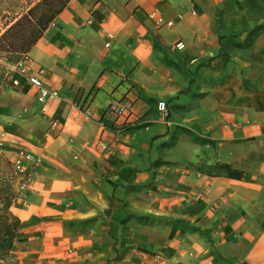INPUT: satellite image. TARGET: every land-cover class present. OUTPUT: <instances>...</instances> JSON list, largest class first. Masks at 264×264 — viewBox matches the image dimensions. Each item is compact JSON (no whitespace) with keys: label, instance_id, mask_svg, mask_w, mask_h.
Masks as SVG:
<instances>
[{"label":"crops","instance_id":"crops-1","mask_svg":"<svg viewBox=\"0 0 264 264\" xmlns=\"http://www.w3.org/2000/svg\"><path fill=\"white\" fill-rule=\"evenodd\" d=\"M247 1L70 0L24 56L96 115L29 87L0 96L20 110L16 153L42 158L0 264H264V15L242 25ZM127 100L120 132L103 114Z\"/></svg>","mask_w":264,"mask_h":264},{"label":"rangeland","instance_id":"rangeland-1","mask_svg":"<svg viewBox=\"0 0 264 264\" xmlns=\"http://www.w3.org/2000/svg\"><path fill=\"white\" fill-rule=\"evenodd\" d=\"M42 2L43 0H0V38L4 37L8 30L27 16L31 10L38 8ZM263 2L264 0L247 1L251 10H248V15L242 19V25L248 27L258 21L260 16L264 15ZM22 28H19L11 35L5 43L10 44L12 38L21 33ZM17 42L20 44V38ZM3 45L1 44L0 46V96L5 92L14 94V92L20 90L12 87L9 78L14 64L24 58V54L13 52L11 49L3 47ZM13 107L15 106H0V217H2V221L11 225L15 224V220L18 219L13 214L11 207L16 202V197L20 192L18 186L19 178L13 168L12 160L17 150V146L14 143L15 138L13 137H19L17 133L20 131L18 119L15 118L21 116V114L20 110L13 109ZM2 132H5L7 137H2ZM11 202L12 205H10ZM3 236L4 228L3 225H0V238L6 239ZM14 243L15 240L9 253H6V250L2 248L0 243V261L7 260L11 255Z\"/></svg>","mask_w":264,"mask_h":264},{"label":"built area","instance_id":"built-area-1","mask_svg":"<svg viewBox=\"0 0 264 264\" xmlns=\"http://www.w3.org/2000/svg\"><path fill=\"white\" fill-rule=\"evenodd\" d=\"M150 18L155 20L156 24L159 27H173L174 23L171 21H166L162 16L157 14H151ZM54 26V22L50 24ZM112 39L113 36H110ZM106 47H110V43L106 44ZM175 48L179 51L185 49V44L183 42H177ZM27 57L24 56V59L20 62L14 64L12 68V72L10 74V84L15 89L24 90L26 88L35 89L36 99L41 103H47L50 99H58L62 102L69 104L73 110L78 111L79 114L83 115L85 118L91 120L96 115V111L91 108V106L87 108H79V106L75 102H70L67 98L61 97L57 91L50 90L45 87L43 78L46 75L44 69H33L29 64L26 63ZM158 110L164 119L169 118V110L166 102L160 101L158 103ZM105 117L111 119V121L115 124V127L118 131L122 132L130 123L133 122L135 117V112L133 109V103L131 100L127 101H114L112 102L106 111L103 114ZM69 120L71 122H78V116L75 114H70ZM60 126L58 121H55L51 124V130H55ZM67 126V121L63 125ZM102 126L107 128L106 124L103 122ZM51 135V132L48 133ZM96 147L101 150H108V144L100 139L96 144ZM41 159H35L34 155L27 152L24 149H19L12 160V165L15 170L16 175L18 176V186L20 191H24L27 189L30 181L31 174L29 173V166L33 168L39 167L41 164Z\"/></svg>","mask_w":264,"mask_h":264},{"label":"trees","instance_id":"trees-1","mask_svg":"<svg viewBox=\"0 0 264 264\" xmlns=\"http://www.w3.org/2000/svg\"><path fill=\"white\" fill-rule=\"evenodd\" d=\"M69 2L70 0H43L38 8L31 10L27 16L14 24L4 37L0 38V46L4 44L3 47L11 49L13 52L27 54L44 36L50 24L60 15ZM21 27H23L21 33L15 35L10 44H6L5 41L9 40L10 36ZM19 38L20 44L17 42ZM234 176H238V174L234 173ZM15 221V224L11 225L2 221V217H0V225H3L4 228L3 237H6V239L0 238V243L6 253L10 252L20 227V221L18 219Z\"/></svg>","mask_w":264,"mask_h":264}]
</instances>
